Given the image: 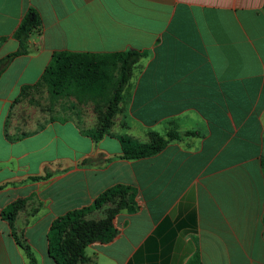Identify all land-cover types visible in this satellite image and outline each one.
Instances as JSON below:
<instances>
[{
  "label": "crops",
  "instance_id": "obj_1",
  "mask_svg": "<svg viewBox=\"0 0 264 264\" xmlns=\"http://www.w3.org/2000/svg\"><path fill=\"white\" fill-rule=\"evenodd\" d=\"M30 7L42 24L0 75V264H56L53 220L119 183L136 188V208L86 247L95 264H264V0H0V60ZM129 49L143 56L97 142V100L52 99L44 70L59 51ZM124 130L181 137L126 159Z\"/></svg>",
  "mask_w": 264,
  "mask_h": 264
},
{
  "label": "trees",
  "instance_id": "obj_2",
  "mask_svg": "<svg viewBox=\"0 0 264 264\" xmlns=\"http://www.w3.org/2000/svg\"><path fill=\"white\" fill-rule=\"evenodd\" d=\"M41 24L39 12L30 7L14 33L19 48L0 60V75L15 57L28 51L29 36ZM2 41L3 39H0V44ZM142 56L143 53L133 49L108 55L90 52H55L44 70L43 81L52 99H67L72 95L80 102L97 100L98 126L89 133L98 142L105 133L110 132L123 100L124 89L131 79L133 67ZM180 137V133L173 131L169 132L167 137L157 132H150L148 142L121 137L123 143L121 157L136 159L153 155L163 149L168 142ZM87 161L90 164L95 162L94 159ZM136 194L135 187L119 183L103 191L89 206L68 211L55 218L48 232V242L49 254L56 264H95L94 258L86 254V247L96 241L109 242L117 235L118 230L113 220L122 210H135ZM111 204L114 205L108 207ZM24 205V200H18L5 209L3 215L13 223L18 211ZM100 209L106 211L104 217L99 219L89 217L92 212ZM16 237L31 262L35 263L36 258L30 245L25 239L17 235ZM189 264L202 263L200 257L195 255Z\"/></svg>",
  "mask_w": 264,
  "mask_h": 264
},
{
  "label": "rangeland",
  "instance_id": "obj_3",
  "mask_svg": "<svg viewBox=\"0 0 264 264\" xmlns=\"http://www.w3.org/2000/svg\"><path fill=\"white\" fill-rule=\"evenodd\" d=\"M90 103H88L87 105H86V107H83L82 108V110L84 111V110H86V111H88L89 109L92 111V105L91 104H93V103H91L90 105H89ZM114 130L116 131V132H120L121 133V128H117V127H114ZM123 132V134H125L124 135V137H131V136H127L126 135V131L124 130V131H122ZM122 137V136H121ZM121 137H120V142H121V145H122V149H123V143H122V141H121ZM132 138V137H131ZM101 147H103V148H106V149H108L109 151H117L118 149H119V143H117L115 140H113L112 138H106L105 140H103V141H101V145H100ZM64 150H62V152L61 153H68L67 151L65 152H63ZM114 204H111V205H108V207L110 206H113ZM105 214H106V211L104 210V209H100V210H97V211H94V212H92L90 215H89V217H92V218H95V219H99V218H102V217H104L105 216Z\"/></svg>",
  "mask_w": 264,
  "mask_h": 264
}]
</instances>
